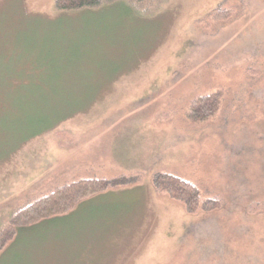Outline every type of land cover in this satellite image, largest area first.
<instances>
[{
	"label": "rangeland",
	"instance_id": "rangeland-1",
	"mask_svg": "<svg viewBox=\"0 0 264 264\" xmlns=\"http://www.w3.org/2000/svg\"><path fill=\"white\" fill-rule=\"evenodd\" d=\"M232 4L231 18L207 31L205 17ZM27 72L31 86L94 97L18 146L19 120L0 124V227L80 176L140 183L19 230L0 264H264V0H116L75 11L0 0V84ZM213 92L214 116L189 123L190 102ZM158 170L219 207L187 213L156 193ZM256 202L260 210H247Z\"/></svg>",
	"mask_w": 264,
	"mask_h": 264
},
{
	"label": "trees",
	"instance_id": "trees-1",
	"mask_svg": "<svg viewBox=\"0 0 264 264\" xmlns=\"http://www.w3.org/2000/svg\"><path fill=\"white\" fill-rule=\"evenodd\" d=\"M114 1L116 0H55V7L59 11H75L96 8L103 3ZM145 1L129 0L136 4ZM235 5L226 6L223 10L209 14L205 17L206 21L201 19L196 25L204 21L206 30L214 31L218 23L231 18ZM9 78L5 86L0 84V124L15 118L19 120L20 125L16 132L23 135L19 138L17 146L43 132L53 130L62 121L81 111L82 106L91 102L94 97L93 95L87 99L84 94H80L82 92L69 93L72 91L64 90L55 83L52 87L46 86L45 82L31 86L29 83L32 82V76L29 72ZM16 83L20 84L21 88H13ZM220 98L219 92H213L193 99L186 114L189 123L196 125L213 117L219 108ZM139 183L140 177L133 174H120L111 178L77 177L76 180L67 182L10 215L7 222L0 227V252L14 240L19 230L35 227L53 217L67 215L82 201L94 198L98 194L126 189ZM152 185L158 195L179 202L191 215L213 211L220 205L218 199L203 198L196 184L171 172L159 170L154 172ZM261 204L256 202L248 206L247 210H260Z\"/></svg>",
	"mask_w": 264,
	"mask_h": 264
},
{
	"label": "crops",
	"instance_id": "crops-1",
	"mask_svg": "<svg viewBox=\"0 0 264 264\" xmlns=\"http://www.w3.org/2000/svg\"><path fill=\"white\" fill-rule=\"evenodd\" d=\"M125 190V189H124ZM124 190H121V191H119V192H122V191H124Z\"/></svg>",
	"mask_w": 264,
	"mask_h": 264
}]
</instances>
